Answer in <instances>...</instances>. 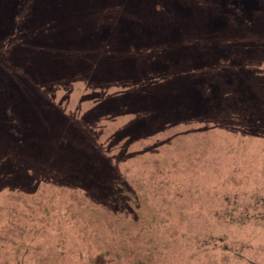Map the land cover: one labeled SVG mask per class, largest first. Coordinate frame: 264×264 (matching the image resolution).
<instances>
[{
  "label": "rangeland",
  "instance_id": "rangeland-1",
  "mask_svg": "<svg viewBox=\"0 0 264 264\" xmlns=\"http://www.w3.org/2000/svg\"><path fill=\"white\" fill-rule=\"evenodd\" d=\"M0 245L264 264V0H0Z\"/></svg>",
  "mask_w": 264,
  "mask_h": 264
},
{
  "label": "trees",
  "instance_id": "trees-1",
  "mask_svg": "<svg viewBox=\"0 0 264 264\" xmlns=\"http://www.w3.org/2000/svg\"><path fill=\"white\" fill-rule=\"evenodd\" d=\"M12 194V193H11ZM14 195H17L18 196V206H17V218H18V216L20 217L21 216V214L19 215L18 214V212H19V210H24V211H28L27 209H25L26 207H25V204L24 203H26V202H23L22 200H20V197H19V195L18 194H15L14 193ZM76 202L75 201H73V200H69V204H71L70 206L71 207H68L69 209H68V211H66V215L67 216H69L71 219H73V220H76V218L74 217V216H71L72 215V213H76V210L77 209H79V208H82L83 206L82 205H80V206H78V205H76L75 204ZM89 206V208H91V215L89 216L90 218H92V220H94V221H97L98 220V212H99V209H95L93 206H91V205H88ZM15 208V207H14ZM22 215H24V214H22ZM81 218V216H79V219ZM89 218V219H90ZM17 221V220H16ZM83 221H84V218H83ZM111 231H112V229H111ZM12 235V234H11ZM14 239H15V236H14ZM14 243V242H13ZM12 242H10V245L12 246V248L15 250V249H17L18 250V254H20V256H19V259H20V257L23 255V252H21L19 249H18V247L15 245V244H13ZM1 247H3V245H0ZM130 247H132V249L133 250H136V248L135 247H133V246H130ZM23 251V250H22ZM6 252H7V254L8 255H11V252H12V249H11V251H10V249H6ZM121 255L122 254H120L119 255V258L121 257ZM134 257H136V256H134ZM18 259V262H20V260ZM134 259H136V258H134ZM136 260H138V259H136ZM120 261V260H119ZM139 262L140 261H142V260H138ZM121 263H122V261H120ZM58 262L56 261V263L55 264H57ZM19 264H21V263H19Z\"/></svg>",
  "mask_w": 264,
  "mask_h": 264
}]
</instances>
